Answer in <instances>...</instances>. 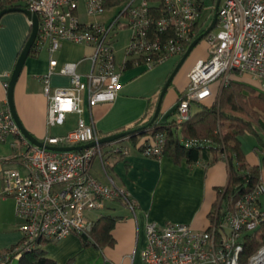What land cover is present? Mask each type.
Wrapping results in <instances>:
<instances>
[{
  "label": "built area",
  "instance_id": "2783aa9c",
  "mask_svg": "<svg viewBox=\"0 0 264 264\" xmlns=\"http://www.w3.org/2000/svg\"><path fill=\"white\" fill-rule=\"evenodd\" d=\"M39 17V32L32 49L50 54L48 71L40 78L48 100V127L66 123L69 113H77L75 128L55 135L48 133L45 145H83L81 150H54L32 143L21 132L9 102L0 110V141L10 140L13 154L0 157L2 194L16 202L23 239L1 254L0 264L32 251L42 240L58 241L70 234L91 236L95 219L90 213L106 208L107 202L121 200L135 209L129 191L113 180L103 183L91 172L99 158L104 163L105 148L128 153V147L108 143L103 146L93 122L83 117L84 101L93 107L114 101L123 89L122 70L129 60L147 68L171 57L182 56L204 26L210 0H125L115 6L109 19H98L109 10L106 0H23ZM90 18L82 19V15ZM130 30L126 61L119 66L114 42L118 30ZM69 40L93 45L90 70L83 74L77 62L58 66L54 54L61 42ZM209 57L201 58L188 73V84L176 103V123L192 114L193 103L214 99L216 88L223 89L232 75L247 74L264 91V0H221L218 19L206 34ZM55 73L68 75L70 84H51ZM8 85V84H7ZM186 148L210 147L211 140L182 138ZM119 142V141H116ZM166 145V132L157 130L142 144L148 157H160ZM222 157L226 159L224 151ZM261 178L255 187L241 195L233 210L220 216L216 210L207 229H194L186 223L147 224V245L141 253L143 264H264V244L246 262L242 259L243 237L260 231L264 209Z\"/></svg>",
  "mask_w": 264,
  "mask_h": 264
},
{
  "label": "crops",
  "instance_id": "0c3cea01",
  "mask_svg": "<svg viewBox=\"0 0 264 264\" xmlns=\"http://www.w3.org/2000/svg\"><path fill=\"white\" fill-rule=\"evenodd\" d=\"M114 7H108L110 11L97 18L109 19ZM82 19L90 20L84 16ZM30 31L31 22L23 12H8L0 19V110L6 107L7 84ZM93 49V45L88 43L64 40L54 56L58 60V66L66 62H77L78 71L85 74L92 64L90 56ZM114 49L117 64L121 66L127 59L126 54L118 56L115 45ZM175 57L179 58L172 67L181 59V56ZM201 58H196L191 63L185 77L176 80V76L172 81L176 80L175 89L167 100V95L163 99L159 125L171 121L168 116L175 113L179 94L188 84V73ZM49 62L50 54L45 49L30 54L14 90L15 108L21 122L41 141L48 133L53 134L54 128L67 127L64 131L54 133L55 135L70 131L75 128L78 120L77 113H69L73 115V120H70L68 114L65 124L48 127V100L40 76L48 71ZM146 70L148 69L142 62L129 60L121 74L123 89L114 101L101 102L93 107L88 105L87 100L84 101L82 115L86 121L95 124L100 137L131 129L138 121L147 120L152 112L154 115V106L157 105L153 99L156 86L142 85ZM243 77L251 79L247 74ZM51 84L55 87L68 86L70 77L55 73L51 76ZM149 139H152V132L139 133L135 138L126 136L119 142L115 141L113 144L127 146L128 153L117 152L112 146H105L104 163L96 158L91 167L92 174L103 183L113 180L126 188L135 200V209L129 208L121 200L108 201L104 210L92 212L90 216L95 221L104 215L116 218L109 239L100 236L101 225L104 223L101 221L87 243L77 234H70L58 241H40V246L50 258L59 264H143L141 253L147 245L149 222L160 225L180 222L189 224L194 229L208 228L210 213L218 199V190L229 181L227 160L219 157L214 162L202 158L197 162H189L185 156L176 160L165 150L160 157H148L142 153L141 146ZM242 149L244 159L250 166L262 164V156L255 151L254 145L244 149L242 141ZM12 154L10 140L0 141V157H10ZM260 178L264 182V165H261ZM2 187L3 180L0 176V262L1 254L20 244L23 239L15 199L3 195ZM260 205L264 209V193L260 196ZM19 260L20 257H14L11 264H16Z\"/></svg>",
  "mask_w": 264,
  "mask_h": 264
},
{
  "label": "trees",
  "instance_id": "16d2710c",
  "mask_svg": "<svg viewBox=\"0 0 264 264\" xmlns=\"http://www.w3.org/2000/svg\"><path fill=\"white\" fill-rule=\"evenodd\" d=\"M124 1L106 0L105 4L107 7L121 6ZM211 1L215 3L217 0ZM26 6L23 0L0 1V10L9 7L26 8ZM204 31L201 28L196 37ZM34 53L35 51L32 49L30 54ZM200 104L202 109L192 113L191 117L180 125L176 123L175 118L164 122L163 125H159V115L154 123L143 130L135 132L130 137L135 138L139 133L152 132L153 134L157 130L165 131V152L171 154L176 160L185 156L189 162H197L201 158L210 162L213 160L212 162H214L219 157H222V153L226 151V160L229 165V181L225 187L218 190L217 202L210 213V219L212 220L214 212L218 210L220 219L223 212L234 209L236 200L244 193L251 191L260 178L261 165H264V91L251 79L244 78L243 75L234 74L229 83L222 89L219 105L215 103L214 99ZM154 109H156V105ZM152 117L153 112L147 120L142 119L130 128L135 129L145 125ZM219 123L226 126V131H219ZM245 134L254 136V149L262 156L261 165L250 166L245 161L242 149V137ZM182 138H207L211 140V145L210 147L186 148ZM102 145L106 146L108 143ZM101 221H104V223L101 225L100 236L109 239L111 237L110 230L114 226L116 218L106 215L101 216L95 221L94 232ZM80 236L87 243L92 234L91 236ZM242 243L244 245L242 259L246 262L264 244V227L262 226L260 231L245 235ZM18 264L59 263L47 255L39 242L32 251L25 252L20 256Z\"/></svg>",
  "mask_w": 264,
  "mask_h": 264
},
{
  "label": "water",
  "instance_id": "95a60500",
  "mask_svg": "<svg viewBox=\"0 0 264 264\" xmlns=\"http://www.w3.org/2000/svg\"><path fill=\"white\" fill-rule=\"evenodd\" d=\"M220 1L221 0H217L216 1V5H215V13L213 16V19L210 23V25L208 26V28L202 33L200 34L198 37H196L191 44L189 45V47L187 48V50L185 51V53L183 54V56L181 57V59L179 60V62L177 63V65L175 66V69L172 71V73L170 74V76L168 77L162 91L161 94L159 96L157 105H156V109L154 111V115L152 117V119L145 125H142L138 128L135 129H128L125 131H121L118 133H114L111 135H107L104 137H101L99 139V143L100 144H104V143H111V142H115L118 140L123 139L126 136H130L132 134H134L135 132H138L140 130H143L145 128H147L149 125H151L152 123H154L160 113L161 110V106H162V102L163 99L166 95V92L169 88V86L171 85L172 81L174 80L175 76L177 75L178 71L180 70V68L182 67V65L184 64V62L186 61V59L189 57V55L191 54V52L193 51V49L196 47V45L204 38V36L209 33L214 26L217 23V19H218V9H219V5H220ZM13 11H20L25 13L30 22H31V31L30 34L27 38V41L25 42L18 58L15 64V67L12 71L9 83L7 85V90H8V102H9V106L11 109V112L13 114V117L16 121V123L18 124L21 132L25 135V137H27L32 143L39 145V146H46L48 149H54V150H81L85 147H90L92 145H94L96 142H90L87 144H83V145H70V146H51V145H45L43 141L37 139L36 137H34L32 135V133H30L23 125V123L21 122L19 115L16 111L15 108V102H14V90H15V85L17 83V80L25 66L26 60L28 58V56L30 55V52L32 50L33 44L36 40V37L38 35L39 32V27H40V23H39V17L38 15L33 12L32 10L28 9V8H22V7H9V8H4L2 10H0V19L1 17L8 13V12H13Z\"/></svg>",
  "mask_w": 264,
  "mask_h": 264
},
{
  "label": "rangeland",
  "instance_id": "374dc122",
  "mask_svg": "<svg viewBox=\"0 0 264 264\" xmlns=\"http://www.w3.org/2000/svg\"><path fill=\"white\" fill-rule=\"evenodd\" d=\"M207 4L208 5L210 4V0H207ZM215 5H216V2H215ZM214 13H215V7L211 8V10L209 7L205 8L204 13H203V18H205V16H206L207 19H206V22L204 23V26L202 27V29L206 30L208 28V26L210 25V23L213 19ZM82 16L86 17L87 19L89 18L88 16H86L84 14ZM129 40H130V30L128 28H125V27L120 28L118 30L117 36L115 38V44H114L118 48V56L121 53L126 54V49H127V45L129 43ZM199 57H202V58H208L209 57V49H208V43L206 40V35L196 45V47L193 49V51L191 52L189 57L184 62V64L182 65V67L180 68V70L178 71V73L176 75L177 77L175 76L176 80L181 79V77H185L186 72L188 71V68L190 67L191 63L196 58H199ZM178 58L179 57H171V58L166 59L165 61H163L161 63L156 64L152 68L146 67L148 70H146L143 73L144 76L142 78L143 79L142 85H144L145 87H149L150 85L156 86L155 91H154V98H153L156 100V103H157V100L159 99L161 91H162V89H163V87H164V85L168 79L167 78L168 74L172 73V71L175 69V67H172V66L174 65V63L176 62V60ZM169 76H170V74H169ZM176 80L169 86V90L166 93V95H167L166 100L173 93V91L175 89ZM216 89H217L216 90V96H215L214 100H215V103L217 105H219L222 89L219 87ZM201 109H202L201 104L193 103L192 111L197 112ZM68 117L70 118V120H73V115L69 114ZM168 118H169V120L176 118V113H171L168 116ZM65 128L67 129L66 126L57 127V128H54L52 132H53V134L58 133V132L64 131ZM219 131H222V132L226 131V126L219 123ZM242 141H243L244 149H248L249 147H251V148L253 147L255 139H254L253 135L245 134L242 137ZM16 264H18V263H16Z\"/></svg>",
  "mask_w": 264,
  "mask_h": 264
}]
</instances>
